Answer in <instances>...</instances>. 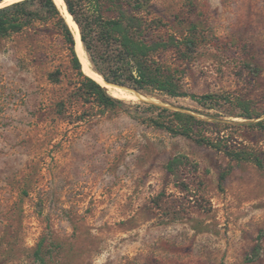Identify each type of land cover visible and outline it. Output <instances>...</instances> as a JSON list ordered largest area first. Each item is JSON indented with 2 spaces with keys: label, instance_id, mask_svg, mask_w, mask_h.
Returning <instances> with one entry per match:
<instances>
[{
  "label": "rangeland",
  "instance_id": "374dc122",
  "mask_svg": "<svg viewBox=\"0 0 264 264\" xmlns=\"http://www.w3.org/2000/svg\"><path fill=\"white\" fill-rule=\"evenodd\" d=\"M144 1L175 38L159 59L181 90L232 103L126 87L136 99L101 107L57 19L26 6L28 23L0 33V264H40V243L47 264H264V166L227 154L264 158V0ZM70 2L93 34L123 11ZM153 105L203 121L197 136L222 149L153 126Z\"/></svg>",
  "mask_w": 264,
  "mask_h": 264
},
{
  "label": "trees",
  "instance_id": "16d2710c",
  "mask_svg": "<svg viewBox=\"0 0 264 264\" xmlns=\"http://www.w3.org/2000/svg\"><path fill=\"white\" fill-rule=\"evenodd\" d=\"M4 1L0 0V3ZM36 2H39L52 17L57 19L60 33L72 54L73 66L84 77L85 87L97 97L99 105L104 108H115L120 105V100L110 96L105 88L83 73L81 62L75 52L74 35L54 0H24L0 9V33L8 34L11 31L21 30L28 23L30 17L25 9L26 6ZM65 2L81 30L82 41L96 72L107 82L137 91L154 90L172 97H190L208 109H221L224 105L232 103L230 99L222 96L214 94L198 96L187 94L181 90L180 80L174 71L159 59L162 52L175 48V38L170 36L166 40L160 36L162 21L151 17L150 14H144L143 11L147 7L144 0H111L123 11L110 18L101 14L96 20L94 34L88 32L92 30H88V26L78 18L70 0H65ZM126 7L132 9L124 10ZM59 75L60 71L51 74V81L58 82ZM64 106V103L60 104V107ZM151 107L160 111L158 118L150 119L153 126L164 129L173 135L183 136L193 139L197 143L222 149L220 136L216 142L205 134L197 136L199 126L204 122L195 116L155 105ZM244 111L245 119L252 120L254 118L249 107L245 106ZM166 114L170 121L161 120ZM220 133L221 131L217 132L218 135ZM227 154L238 161H254L259 167L264 166V158L260 156L229 151ZM224 179V175H222L221 181ZM44 250L43 243H40L33 253L40 264H47L43 257Z\"/></svg>",
  "mask_w": 264,
  "mask_h": 264
},
{
  "label": "bare ground",
  "instance_id": "6f19581e",
  "mask_svg": "<svg viewBox=\"0 0 264 264\" xmlns=\"http://www.w3.org/2000/svg\"><path fill=\"white\" fill-rule=\"evenodd\" d=\"M20 1L23 0H5L3 3H0V9ZM54 1L57 4V6L61 9L70 29L72 30L76 45L75 52L81 62L83 73L92 80H94L95 82H97L98 84H100L106 90H108L111 96H113L114 98H118L122 100L136 99L137 96L134 95L135 92H133V90L127 89L125 87L116 84L105 82L102 76L92 69L90 60L83 47L82 37L77 23L74 21L73 17L67 11V7H63L64 0H54Z\"/></svg>",
  "mask_w": 264,
  "mask_h": 264
},
{
  "label": "water",
  "instance_id": "95a60500",
  "mask_svg": "<svg viewBox=\"0 0 264 264\" xmlns=\"http://www.w3.org/2000/svg\"><path fill=\"white\" fill-rule=\"evenodd\" d=\"M24 1V0H23ZM21 2V1H20ZM16 3H18V2H16ZM8 7V6H7ZM5 8V7H4ZM1 9H3V8H1ZM67 11L69 12V10H68V8H67ZM69 14H70V12H69ZM71 15V14H70ZM72 16V15H71ZM82 43H83V41H82ZM75 48H76V45H75ZM83 71V70H82ZM103 78V77H102ZM104 79V78H103ZM105 82H107L106 80H104ZM107 83H109V82H107ZM123 87V86H122ZM104 88V87H103ZM126 88V87H125Z\"/></svg>",
  "mask_w": 264,
  "mask_h": 264
}]
</instances>
